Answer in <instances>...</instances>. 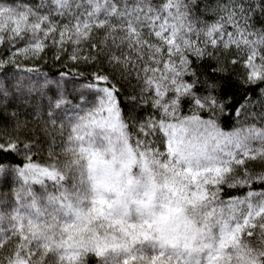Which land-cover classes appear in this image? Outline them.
Instances as JSON below:
<instances>
[{
    "label": "snow or ice",
    "instance_id": "obj_1",
    "mask_svg": "<svg viewBox=\"0 0 264 264\" xmlns=\"http://www.w3.org/2000/svg\"><path fill=\"white\" fill-rule=\"evenodd\" d=\"M0 264H264V0H0Z\"/></svg>",
    "mask_w": 264,
    "mask_h": 264
}]
</instances>
